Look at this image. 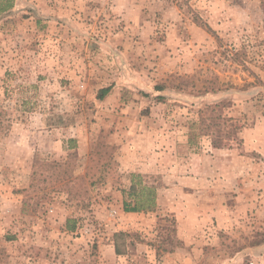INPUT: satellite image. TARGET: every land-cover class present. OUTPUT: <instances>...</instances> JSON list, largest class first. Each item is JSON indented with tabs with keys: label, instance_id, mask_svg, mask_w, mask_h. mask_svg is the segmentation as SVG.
I'll return each mask as SVG.
<instances>
[{
	"label": "rangeland",
	"instance_id": "rangeland-1",
	"mask_svg": "<svg viewBox=\"0 0 264 264\" xmlns=\"http://www.w3.org/2000/svg\"><path fill=\"white\" fill-rule=\"evenodd\" d=\"M0 108V264L264 262V0H14Z\"/></svg>",
	"mask_w": 264,
	"mask_h": 264
},
{
	"label": "trees",
	"instance_id": "trees-1",
	"mask_svg": "<svg viewBox=\"0 0 264 264\" xmlns=\"http://www.w3.org/2000/svg\"><path fill=\"white\" fill-rule=\"evenodd\" d=\"M14 8V0H6V3L4 4V1L0 0V16L3 15L4 13L12 10ZM111 87H107L104 88L102 90L99 91V95L98 98L100 100H103L110 92H111ZM5 112L2 111V109L0 108V117L2 115H4ZM9 126H4L3 125V121L2 119H0V136L2 135L4 130H7ZM224 145H222L221 142H213V147L216 149H221ZM145 188L142 189V191H144ZM130 196H136V190L135 187L132 186L131 188V193ZM148 201V200H147ZM137 203H135L134 205L129 203L128 201L124 202V211L127 213H136L139 212L141 210V203L142 201H136ZM118 252V251H117ZM119 253V252H118Z\"/></svg>",
	"mask_w": 264,
	"mask_h": 264
},
{
	"label": "built area",
	"instance_id": "built-area-1",
	"mask_svg": "<svg viewBox=\"0 0 264 264\" xmlns=\"http://www.w3.org/2000/svg\"><path fill=\"white\" fill-rule=\"evenodd\" d=\"M248 264H264V262L250 260Z\"/></svg>",
	"mask_w": 264,
	"mask_h": 264
}]
</instances>
